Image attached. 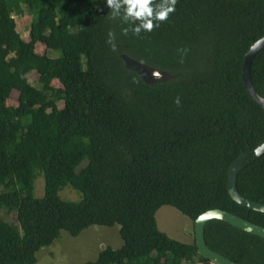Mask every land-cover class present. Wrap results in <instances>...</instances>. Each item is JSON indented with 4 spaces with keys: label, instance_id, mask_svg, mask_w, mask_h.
Listing matches in <instances>:
<instances>
[{
    "label": "trees",
    "instance_id": "obj_1",
    "mask_svg": "<svg viewBox=\"0 0 264 264\" xmlns=\"http://www.w3.org/2000/svg\"><path fill=\"white\" fill-rule=\"evenodd\" d=\"M24 8L26 39L14 21ZM124 15L105 0H0V211L14 215L0 216V264H34L61 232L114 225L122 245L83 264H210L195 241L158 230L163 206L193 223L220 210L264 228V213L227 192L231 163L247 154L236 188L264 205V155L253 153L264 143V110L241 79L245 55L264 37V0H177L139 35ZM123 56L172 78L144 82ZM250 77L264 98V49ZM65 186L81 199H60ZM204 240L236 264H264V239L227 223L208 221Z\"/></svg>",
    "mask_w": 264,
    "mask_h": 264
},
{
    "label": "rangeland",
    "instance_id": "obj_2",
    "mask_svg": "<svg viewBox=\"0 0 264 264\" xmlns=\"http://www.w3.org/2000/svg\"><path fill=\"white\" fill-rule=\"evenodd\" d=\"M32 15L24 8L22 16L14 17L16 31L22 39H26L29 33ZM43 46H37L36 52L42 53ZM37 75L33 71L29 75V82L36 86ZM18 92L11 94V99H17ZM62 107V103H58ZM43 178L40 176L34 181V197L41 198L43 195ZM60 199L68 202H77L81 199L80 194L73 191L69 186L58 192ZM1 212V211H0ZM0 216L6 222L14 223V215L1 212ZM156 225L159 231L169 238L184 244L194 241V223L189 218L169 206H163L155 214ZM119 226L112 227L92 226L84 230L77 237H71L66 232H61L57 241L48 247L41 248L36 253L34 264H83L94 260L99 251L106 247L117 249L122 245L118 234ZM195 264H199L198 262Z\"/></svg>",
    "mask_w": 264,
    "mask_h": 264
},
{
    "label": "water",
    "instance_id": "obj_3",
    "mask_svg": "<svg viewBox=\"0 0 264 264\" xmlns=\"http://www.w3.org/2000/svg\"><path fill=\"white\" fill-rule=\"evenodd\" d=\"M253 45H255V47H252ZM253 45L250 47L249 51L244 57L241 79L249 96L264 110V98H262L257 94L256 90L252 85L251 77H250L252 60L260 50L264 49V37L258 40ZM122 59L124 61L125 67L127 69L136 72L144 82L153 83L156 81H168L170 78H172V76L170 75H166L164 73L149 69L146 66L132 60L131 58L123 56ZM253 153L255 158H259L263 156L264 143L261 146L257 147ZM246 157L247 154H242L235 161L231 163L228 170L227 192L231 200L237 203L238 205L252 211L264 213L263 204L244 199L239 195L236 188L237 174ZM201 217H203V219H201ZM210 220L222 221L236 229L257 236L261 239H264L263 227L252 224L244 219H241L233 214L224 211H220V210L207 211L202 215L198 216L197 219L194 221V241L197 249V254L202 258L208 260L210 264H236L231 260L223 257L222 255L211 251L206 246L204 240V228L206 223Z\"/></svg>",
    "mask_w": 264,
    "mask_h": 264
},
{
    "label": "clouds",
    "instance_id": "obj_4",
    "mask_svg": "<svg viewBox=\"0 0 264 264\" xmlns=\"http://www.w3.org/2000/svg\"><path fill=\"white\" fill-rule=\"evenodd\" d=\"M176 2L177 0H165L163 4L154 8L153 0H105V4L109 9H120L123 6L125 20L132 18L139 22L131 29L134 35H139L142 31L151 32L154 26L159 27V22L167 20L169 14L175 11ZM114 15V13L111 14L112 17ZM124 31L126 34L128 29ZM111 35L109 33V37ZM252 47H255V45ZM181 51L184 54L187 52L186 49ZM174 103L179 105V98Z\"/></svg>",
    "mask_w": 264,
    "mask_h": 264
}]
</instances>
